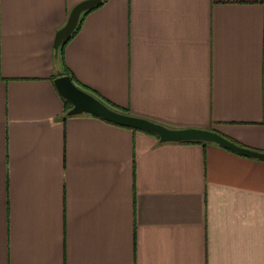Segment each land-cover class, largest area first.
<instances>
[{
	"label": "crops",
	"instance_id": "0c3cea01",
	"mask_svg": "<svg viewBox=\"0 0 264 264\" xmlns=\"http://www.w3.org/2000/svg\"><path fill=\"white\" fill-rule=\"evenodd\" d=\"M81 1L0 0V264H264L263 158L68 115L55 84L264 152V0H106L56 55Z\"/></svg>",
	"mask_w": 264,
	"mask_h": 264
},
{
	"label": "water",
	"instance_id": "95a60500",
	"mask_svg": "<svg viewBox=\"0 0 264 264\" xmlns=\"http://www.w3.org/2000/svg\"><path fill=\"white\" fill-rule=\"evenodd\" d=\"M103 0H82L71 10L65 25L56 33L54 47L56 55L62 44L70 37L79 24L84 11ZM62 96L72 104L68 115L91 114L106 121L148 131L158 135L161 142L204 141L221 145L227 149L254 158H263L264 152L248 148L230 140L221 133L206 128H171L148 118L132 115L111 108L92 93L79 87L70 75H60L55 79Z\"/></svg>",
	"mask_w": 264,
	"mask_h": 264
},
{
	"label": "trees",
	"instance_id": "16d2710c",
	"mask_svg": "<svg viewBox=\"0 0 264 264\" xmlns=\"http://www.w3.org/2000/svg\"><path fill=\"white\" fill-rule=\"evenodd\" d=\"M106 0H103L102 2H100L99 4H97V5H95V6H93V7H91L90 9H88V10H86V11H84L83 13H82V15H81V18H80V21H79V24H78V26L76 27V29L74 30V32L70 35V37H68V39L63 43V45H65V43L77 32V30L79 29V27H80V23L82 22V19H83V17L87 14V13H89L90 11H92V10H94V9H96V8H98V7H100V6H102L103 4H104V2H105ZM62 45V46H63ZM65 74L66 75H70L71 76V78H72V80L79 86V87H81V88H83L84 90H86V91H88V92H90V93H92L93 95H95L96 97H98L99 99H101L103 102H105L107 105H109L111 108H113V109H115V110H118V111H121V112H124V111H122V110H120L119 108H117L114 104H111V103H109V102H106L104 99H102V98H100L97 94H95V92H93L92 90H90L89 88H86L85 86H82L81 84H79V83H77L76 81H75V79H74V77L72 76V74H70L69 72H68V70L66 69L65 71ZM65 101H66V106H67V112L70 110V107H71V103L68 101V100H66L65 99ZM126 113V112H125ZM66 115H67V113H66ZM109 122V121H108ZM110 123H112V122H110ZM112 124H115V123H112ZM116 125H118V124H116ZM121 126V125H120ZM126 127V126H125ZM131 128V127H130ZM133 129H135V128H133ZM135 130H139V129H135ZM212 130V129H211ZM141 131H144V130H141ZM215 131V130H214ZM144 132H148V131H144ZM149 133H151V132H149ZM151 134H154V133H151ZM225 137H227L226 135H224ZM227 138H229V137H227ZM230 140H232V141H234L233 139H231V138H229ZM184 142H197V143H207V142H204V141H184ZM235 142V141H234ZM237 143V142H236Z\"/></svg>",
	"mask_w": 264,
	"mask_h": 264
}]
</instances>
